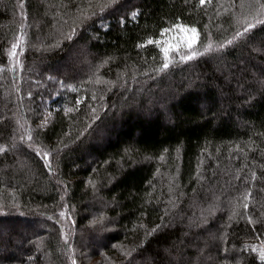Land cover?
<instances>
[{
  "label": "trees",
  "instance_id": "obj_1",
  "mask_svg": "<svg viewBox=\"0 0 264 264\" xmlns=\"http://www.w3.org/2000/svg\"><path fill=\"white\" fill-rule=\"evenodd\" d=\"M249 239L264 0H0V264H264Z\"/></svg>",
  "mask_w": 264,
  "mask_h": 264
},
{
  "label": "rangeland",
  "instance_id": "obj_2",
  "mask_svg": "<svg viewBox=\"0 0 264 264\" xmlns=\"http://www.w3.org/2000/svg\"><path fill=\"white\" fill-rule=\"evenodd\" d=\"M187 29H191V28L182 26V27H173L171 29H166L167 31L165 30L161 31L156 39L150 40L152 41L151 42L152 44L159 47V49L162 52L164 61L167 62L169 66L189 60V59L187 60L182 59V56L185 54L191 55L193 51L196 52L197 34H196V39L192 44V48L189 49L188 42L192 38L193 33L187 31ZM165 49L167 50V56L165 55L164 52ZM196 56L197 55H195L194 57ZM75 65H77L78 67L79 63ZM244 247L251 250L261 259V254L263 252L257 241L252 239L246 240ZM261 260L264 261V259Z\"/></svg>",
  "mask_w": 264,
  "mask_h": 264
},
{
  "label": "snow or ice",
  "instance_id": "obj_3",
  "mask_svg": "<svg viewBox=\"0 0 264 264\" xmlns=\"http://www.w3.org/2000/svg\"><path fill=\"white\" fill-rule=\"evenodd\" d=\"M200 2H201V4H203L204 2H205V0H200ZM209 2H210V0H209ZM135 15V14H134ZM174 27H182V26H180V25H176V26H174ZM165 31H167V30H165ZM187 31H190L191 33H193V36H192V38L189 40V42H188V47H189V49H191L192 48V44H193V42L195 41V39H196V29L195 28H191V29H187ZM246 31H247V29H246ZM163 34V33H162ZM152 41H149V43H151ZM13 47H15V45H13ZM208 47H211L210 45L208 46ZM206 51H207V48L205 49ZM164 52H165V55L167 56V50L165 49L164 50ZM198 53H196L195 51H193L192 53H191V55H188V54H185V55H183L182 56V59H185V60H187V59H192L195 55H197ZM169 65H168V63L167 62H165V64L163 65V67L164 68H167ZM61 215H63V213L61 214ZM261 259H264V253H262L261 254Z\"/></svg>",
  "mask_w": 264,
  "mask_h": 264
}]
</instances>
